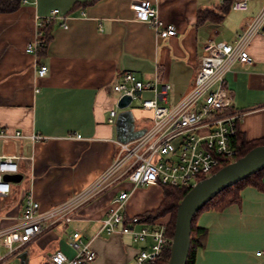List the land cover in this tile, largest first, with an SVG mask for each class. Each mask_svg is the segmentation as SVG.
<instances>
[{
  "label": "crops",
  "instance_id": "obj_1",
  "mask_svg": "<svg viewBox=\"0 0 264 264\" xmlns=\"http://www.w3.org/2000/svg\"><path fill=\"white\" fill-rule=\"evenodd\" d=\"M135 1L29 0L15 12L0 13V127L23 135L0 137V156L18 157L23 175L19 183H11L8 195H0V228L18 222L27 193L32 192L45 211L106 174L118 148L116 121L108 120L111 110L120 112V94L113 87L125 73L142 81L159 76L171 86L166 105H176L194 83L205 43L209 39L234 43L264 4L251 0L246 11L232 9L221 22L199 23L200 10H217L220 4L159 0L155 6L160 19L174 24L177 32L158 38L147 22L135 18L131 9ZM55 9L59 15L51 42L36 58L26 46L38 36L39 21ZM249 53L254 64L237 63L226 80L234 96L232 108L243 114L239 131L253 140L264 138V34L253 38ZM38 64L48 66L43 78L37 76ZM147 92L152 93L139 96ZM131 110L135 130L145 129L151 112L143 111L141 104ZM131 188L128 180H114L84 203L71 222L59 223L30 242L22 251L29 264H45L56 251L73 258L76 251L70 240L75 231L96 254L82 264H133L138 252L151 246V237L134 242L129 234L100 232L113 199ZM162 200V186L139 187L124 212L128 217L142 215L158 208ZM167 221L166 216L156 223ZM198 226L207 229V238L195 264H264V256L257 255L264 250V189L245 187L240 203L202 213Z\"/></svg>",
  "mask_w": 264,
  "mask_h": 264
},
{
  "label": "built area",
  "instance_id": "obj_2",
  "mask_svg": "<svg viewBox=\"0 0 264 264\" xmlns=\"http://www.w3.org/2000/svg\"><path fill=\"white\" fill-rule=\"evenodd\" d=\"M159 0H138L131 9L137 20L147 22L158 38L174 36L176 26L165 23L158 15L155 2ZM217 4L231 2V8L246 11L251 0H211ZM29 0H23V4ZM59 10L39 21L58 18ZM63 26L67 27L66 24ZM258 34H264V4L259 12L250 19L237 36L234 43L216 42L209 39L203 48L194 83L182 99L173 106L166 102L171 86L161 81L159 76L152 81L138 80L133 73H125L114 90L120 97L132 96V102L141 101V109L151 112L149 125L139 137L122 142L117 140V152L110 169L96 183L84 192L77 194L64 203L42 211L40 203L32 192L26 194L22 214L16 224L0 228V264H10L8 260L20 254L33 240L59 223L71 222L80 207L99 194L114 180L126 179L132 184L129 190H121L107 208L100 232L108 235L116 232L129 234L134 242L145 241L151 237L149 248L142 249L133 264H156L163 248L171 243L166 235V225L151 229L145 225L139 229L141 216L128 217L124 210L135 189L149 185H170L178 188H192L205 177L219 169L227 159L238 155L233 140L238 135L242 113L233 107V93L228 88L226 75L239 63L242 66L254 64L249 53L251 41ZM43 49L41 33L28 42L26 52L39 57ZM48 66L38 64L37 76L43 78ZM39 91L36 88V92ZM152 91V98H141L140 93ZM119 97V98H120ZM118 98V99H119ZM118 111H110L109 122L114 124ZM0 137L21 138L20 132L11 134L0 127ZM41 139V136H33ZM18 157L0 156V195H8L11 183L4 179L7 173H18ZM70 245L76 255L68 258L64 253H51L45 264H82L84 260L93 261L96 257L89 242H84L79 231L73 232ZM264 256V250L257 252Z\"/></svg>",
  "mask_w": 264,
  "mask_h": 264
},
{
  "label": "trees",
  "instance_id": "obj_3",
  "mask_svg": "<svg viewBox=\"0 0 264 264\" xmlns=\"http://www.w3.org/2000/svg\"><path fill=\"white\" fill-rule=\"evenodd\" d=\"M23 4V0H0V13H12L17 11ZM78 3L75 4V7ZM74 7V8H75ZM232 10L231 2L220 4L217 10H200L198 14V22L204 23L208 20L212 22H221L226 14ZM56 26V20L53 19L50 22H44L41 26V39L43 41V49L39 56L46 53L48 46L52 39V32ZM264 145V138L248 140L239 131L238 135L233 140V146L237 149L238 155L234 159H227L223 162V165L214 171L220 170L222 167L239 160L246 155L251 149L257 146ZM212 173V174H213ZM264 169L259 171L245 180H242L217 194L212 200H210L204 207H202L193 217L191 224V245L187 264H195V258L197 251L205 247L207 238V229L198 226L199 216L206 211L221 212L230 205L238 204L242 200V190L247 186H253L260 190L264 189L263 184ZM206 178V177H205ZM163 187V200L158 208L145 212L141 216L140 223L145 226L154 229L161 224L156 223V220L168 217L166 225V237L172 241L175 222L177 216V208L180 201L189 192L190 188H178L170 185H164ZM170 244L168 243L162 250L160 257L157 259L156 264H166L170 257Z\"/></svg>",
  "mask_w": 264,
  "mask_h": 264
},
{
  "label": "water",
  "instance_id": "obj_4",
  "mask_svg": "<svg viewBox=\"0 0 264 264\" xmlns=\"http://www.w3.org/2000/svg\"><path fill=\"white\" fill-rule=\"evenodd\" d=\"M132 96L124 95L118 99L120 110L116 120L117 139L122 142L133 140L145 132L135 130L133 112L128 109ZM264 169V145L251 149L246 155L234 161L210 176L199 181L180 201L177 208L174 235L170 244V257L166 264H187L191 245V224L194 215L224 189L247 179ZM4 179L10 183H19L21 173H7ZM20 264H29L27 252L17 255Z\"/></svg>",
  "mask_w": 264,
  "mask_h": 264
},
{
  "label": "rangeland",
  "instance_id": "obj_5",
  "mask_svg": "<svg viewBox=\"0 0 264 264\" xmlns=\"http://www.w3.org/2000/svg\"><path fill=\"white\" fill-rule=\"evenodd\" d=\"M153 97V93H149V92H147V93H143L142 94V98H145V99H147V98H152ZM170 99V98H169ZM141 103V101H140V99L138 98V99H136L135 101H134V103L131 105V107H130V109L131 108H134L135 106H137V105H139ZM126 180V179H125ZM71 235H72V233H71ZM149 238V237H148ZM66 240H67V238H66ZM83 240H84V242H86V240L83 238ZM141 242H143V241H141ZM3 251V249L1 248L0 249V252H2ZM8 262L10 263V264H19V259L15 256V257H12V258H10L9 260H8Z\"/></svg>",
  "mask_w": 264,
  "mask_h": 264
}]
</instances>
